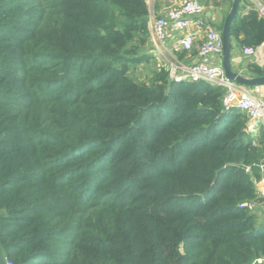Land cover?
<instances>
[{
	"label": "trees",
	"instance_id": "obj_1",
	"mask_svg": "<svg viewBox=\"0 0 264 264\" xmlns=\"http://www.w3.org/2000/svg\"><path fill=\"white\" fill-rule=\"evenodd\" d=\"M149 20L147 0H0V264L264 258V136L221 85L135 77ZM230 31L264 42L255 3Z\"/></svg>",
	"mask_w": 264,
	"mask_h": 264
},
{
	"label": "built area",
	"instance_id": "obj_2",
	"mask_svg": "<svg viewBox=\"0 0 264 264\" xmlns=\"http://www.w3.org/2000/svg\"><path fill=\"white\" fill-rule=\"evenodd\" d=\"M167 7L163 14H152L150 10L148 40L150 50L159 56L168 50V41L171 35L186 30L180 39L179 49L190 51L194 47L197 35L203 34L198 46L200 60L187 64L179 60H171L165 66L170 77L177 81L197 82L206 80L225 88L223 97L224 110L236 109L250 118V123L264 118V85H255L249 91L243 86L237 88V83L230 81L225 74L222 59L224 40L222 30L206 23L203 16L204 5L201 0H165ZM256 6L264 16V3ZM257 47H245L244 52L249 55L257 54ZM154 55V56H155ZM154 59L149 63L151 64ZM148 64V63H146ZM161 68V67H160ZM160 68H156L160 69ZM252 124L249 125V128ZM264 180V179H262ZM264 194V189H263ZM264 263L263 257H258L251 264ZM6 264H14L7 260Z\"/></svg>",
	"mask_w": 264,
	"mask_h": 264
},
{
	"label": "crops",
	"instance_id": "obj_3",
	"mask_svg": "<svg viewBox=\"0 0 264 264\" xmlns=\"http://www.w3.org/2000/svg\"><path fill=\"white\" fill-rule=\"evenodd\" d=\"M251 2L257 4L258 2H262L261 0H250ZM149 4L150 10L154 11L156 15H161L164 13L167 4L165 0H147ZM204 5V13L203 16L206 19V23L210 26H213L219 30L220 25H224V21L226 16L228 15L233 0H201ZM249 9L248 5H244L242 7L241 13H246ZM221 25V26H222ZM223 28V27H222ZM186 30L181 32H177L171 35V39L168 41V50L163 51L160 53L159 56L154 54L153 50H150V44L145 46L142 50L145 53H149L153 55V62L151 64H141L143 65V70L153 71L156 68H160L165 66L169 61L175 59L179 61H183L187 64H191L200 60V56L198 53V46L200 44L201 38L203 34L197 35V39L195 40L194 47L190 51H184L179 49L180 39L182 38L183 34ZM233 48H232V66L233 69L236 71H240L247 76H252L251 72L249 71L250 64H257L264 68V42L257 47L256 51L257 54L249 55L244 52V48L240 46L237 41H233ZM155 55V56H154ZM138 67L136 66L135 69ZM243 86L237 85V88L241 89ZM249 91L253 90V87H245ZM252 127L249 128V131L253 134L255 140L259 141L261 136H264V118L257 119L250 123ZM257 188L262 193L261 190L264 189V180H261L257 183ZM264 194L262 193L261 196ZM255 211L257 212L259 219L264 221V196L261 202L253 204Z\"/></svg>",
	"mask_w": 264,
	"mask_h": 264
},
{
	"label": "water",
	"instance_id": "obj_4",
	"mask_svg": "<svg viewBox=\"0 0 264 264\" xmlns=\"http://www.w3.org/2000/svg\"><path fill=\"white\" fill-rule=\"evenodd\" d=\"M240 0H233L231 9L225 18L222 28V35L224 40V51L222 64L225 70L226 77L237 84L244 87H253L255 85H264V75L247 76L240 71H236L232 66V48L233 43L231 39V25L239 12Z\"/></svg>",
	"mask_w": 264,
	"mask_h": 264
},
{
	"label": "rangeland",
	"instance_id": "obj_5",
	"mask_svg": "<svg viewBox=\"0 0 264 264\" xmlns=\"http://www.w3.org/2000/svg\"><path fill=\"white\" fill-rule=\"evenodd\" d=\"M152 14H154V12H153V10H152ZM222 25V24H221ZM220 25V27L222 28V26ZM141 64H145V63H141ZM141 64H138V68L137 69H134V75H135V77L137 78V79H139V80H143V79H145L146 78V76L151 72V71H148V70H143V68H142V66L143 65H141ZM131 74H132V72H131ZM264 179V178H263ZM259 191V190H258ZM261 191H263V190H261ZM260 192V191H259ZM263 193V192H262ZM261 193V194H262ZM264 196V195H263ZM252 209H254L255 210V208H253L252 207Z\"/></svg>",
	"mask_w": 264,
	"mask_h": 264
}]
</instances>
